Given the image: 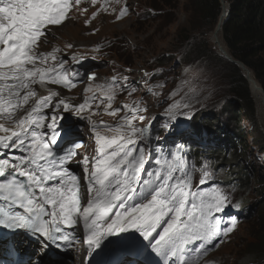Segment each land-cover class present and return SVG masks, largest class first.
Instances as JSON below:
<instances>
[{
	"label": "snow or ice",
	"instance_id": "6c2138e0",
	"mask_svg": "<svg viewBox=\"0 0 264 264\" xmlns=\"http://www.w3.org/2000/svg\"><path fill=\"white\" fill-rule=\"evenodd\" d=\"M107 2L102 4L105 11ZM81 3L0 0V227L12 235L25 234L24 244L39 242V250L33 253L36 259L30 258V264H40V257L50 248H72L77 237L67 229L75 230L81 222L89 257L102 246L124 244L159 258L151 264H215L204 258L236 230L238 221L232 216L221 227L223 216L217 214L232 204L228 193L218 183L200 187L214 180L215 170L207 162L199 167L191 163L186 142H178L187 135L178 115L192 118L190 112L181 110L189 109L194 97L169 104L165 110L168 120L160 126L163 137L153 133L151 123L136 126L135 121L145 120L140 113L148 111L139 102L112 108L117 89L131 88L129 95L137 91L127 76H112L95 90L89 85L85 92L92 96H85L79 104L65 98L53 103L59 97L56 91L37 98L33 85L71 89L77 77L96 78L95 73L69 72L68 61L58 55L59 48L38 50L52 34L51 28L62 26ZM127 12L125 6L117 19ZM96 15L93 12L85 24ZM82 58L73 56L77 63ZM147 90L159 95L152 88ZM96 92L102 95L98 98ZM105 100L106 114L116 116L125 110L119 123L92 119V104L97 102L99 109ZM61 109L90 125L96 149L94 156L82 158L83 176L67 167L83 143L72 134ZM169 137L174 138L169 141ZM82 201H86L83 206Z\"/></svg>",
	"mask_w": 264,
	"mask_h": 264
},
{
	"label": "rangeland",
	"instance_id": "374dc122",
	"mask_svg": "<svg viewBox=\"0 0 264 264\" xmlns=\"http://www.w3.org/2000/svg\"><path fill=\"white\" fill-rule=\"evenodd\" d=\"M82 1L83 4L81 3L79 9L70 12L62 26L51 28L52 34L45 38L39 49L47 52L59 48L64 59L73 54L88 57L96 78L86 82L77 80L74 89L60 90L58 98L63 97L71 103L79 104L85 96L92 95L91 92H85L89 85L95 90L96 85L109 82L112 76H127L129 84H134L137 91L129 95L131 88L125 87L123 91L117 89L112 108H122L124 104L134 102H139L141 107H147V112L140 113L145 120L134 122L137 127L151 123L153 127L157 125L159 128L161 123L168 120L165 110L169 104L182 97H185L184 102H188L187 97H194L190 108L182 109V112H190L196 121L207 124L213 122L210 123L213 126L219 124L222 129L228 130L229 141L242 136L239 145L241 171L228 161L229 157H225V154L214 160L216 168L223 170L221 175L225 179L243 172L242 168L251 174L247 191L242 188L234 191L235 200H239L237 195L241 194L242 199L239 201L245 208L243 219L236 230L207 258L213 259L215 264H231V261L243 255L239 246L251 237V231L255 228L251 221L257 214L256 203L264 198V129L257 120L254 101L249 111L243 110L241 101L229 93L226 78L218 69L203 58L189 63L183 61V50L177 43V31L187 24L190 15L188 0H108L106 11L102 8L104 3L100 1L95 4L91 0ZM166 2L171 4L165 5ZM122 5L127 6L128 12L121 19H117ZM93 12H97L95 19L85 24V20L90 19ZM209 41L219 53L212 39V32L209 34ZM68 44L73 47H66ZM97 46L99 51L95 50ZM116 51L123 53L122 59L126 63L115 54ZM158 84H163V87H153ZM33 88L38 93L37 86L33 85ZM148 88H152L159 95H153ZM173 92L177 95L173 96ZM101 95L96 92L98 98ZM97 102L92 104L94 121L102 120L110 125L120 122V116L125 114V110L116 116L108 115L104 112L107 101L99 109L96 108ZM87 114L86 111L85 115ZM182 119L184 118L178 117V120ZM80 126L86 132L85 147L80 148V156H93L96 145L92 134H89V122H80ZM78 159L74 162H78Z\"/></svg>",
	"mask_w": 264,
	"mask_h": 264
},
{
	"label": "trees",
	"instance_id": "16d2710c",
	"mask_svg": "<svg viewBox=\"0 0 264 264\" xmlns=\"http://www.w3.org/2000/svg\"><path fill=\"white\" fill-rule=\"evenodd\" d=\"M224 1L228 4V10L220 27L221 41L226 51L249 69L264 91V0ZM170 4L171 2H166L165 5ZM187 4L190 11L187 24L177 31V43L183 50V61L189 63L203 58L212 67L218 69L226 78L229 93L241 101L243 110L249 111L253 105L252 95L249 83L240 67L217 53L209 41V34L215 28L221 12L220 0H188ZM115 54L121 59L124 57L119 51ZM122 61L126 63L124 59ZM233 111L236 112L235 109ZM178 117L185 116L178 115ZM210 123L213 122L207 124L194 120L193 125L195 128L206 127L212 133L226 132L219 124L213 126ZM225 138L224 148L214 153V160L225 154V157H229L228 161L241 171L239 145L242 136L234 138L233 141H229L228 136ZM219 170L223 171L221 168ZM242 170L243 172L232 177L235 181L232 186L247 191L251 174L244 168ZM256 179L260 181L259 178ZM237 198L242 199L241 194H238ZM256 204L257 214L251 221L255 228L251 231V237L239 246L243 255L237 260L232 259L231 264H264V198Z\"/></svg>",
	"mask_w": 264,
	"mask_h": 264
},
{
	"label": "bare ground",
	"instance_id": "6f19581e",
	"mask_svg": "<svg viewBox=\"0 0 264 264\" xmlns=\"http://www.w3.org/2000/svg\"><path fill=\"white\" fill-rule=\"evenodd\" d=\"M225 10H226V3L223 4L222 12ZM222 18H223V15H221V17L218 18L217 24H216L214 30L212 31V39H213L214 44L217 48V51L220 54L226 53L225 52L226 49H225V47L221 41L220 28L218 25L220 23V21L222 20ZM246 74L249 77V87H250V92H251V95H252V98L254 101L257 120H258L259 124L262 126V128L264 129V93H263L262 89L260 88V85L253 78L251 72L246 73ZM50 85H52V84H50ZM36 86H37V90H38L37 96L47 95L49 91H54L53 87H55V88L59 87V85H52L53 87L46 85L44 87H41L38 84ZM56 99H58V97L54 98L53 101H55ZM60 113H62V110ZM66 115L67 114H64L65 117H66ZM74 122H76V121L74 120ZM86 122L88 123L87 120H85V123ZM84 133H86V132L84 131ZM84 147H85V145H84ZM75 253H76V255H75V260H74L73 264H82L83 257H84V251L83 250H80V251L75 250ZM46 264H49V263H46Z\"/></svg>",
	"mask_w": 264,
	"mask_h": 264
},
{
	"label": "water",
	"instance_id": "95a60500",
	"mask_svg": "<svg viewBox=\"0 0 264 264\" xmlns=\"http://www.w3.org/2000/svg\"><path fill=\"white\" fill-rule=\"evenodd\" d=\"M220 3H221V14L219 15V17H221V15H223V18H222V20L220 21V23L218 24L219 25V28L221 27V24H222V22H223V19H224V17H225V15H226V13H227V10H228V4L224 1V0H220ZM224 3H226V10L225 11H223L222 12V8H223V4ZM225 52L226 53H224V54H220V55H222L223 57H225L227 60H229L230 62H232V63H234V64H237L239 67H240V69H241V72H242V74L245 76V78H246V80H247V82L249 83V77H248V75L246 74V73H250V71H249V69L246 67V66H244V64L241 62V61H239V60H237V59H235V58H233L226 50H225ZM246 72V73H245ZM260 88L262 89V87L260 86ZM262 91H263V89H262ZM263 93H264V91H263Z\"/></svg>",
	"mask_w": 264,
	"mask_h": 264
}]
</instances>
